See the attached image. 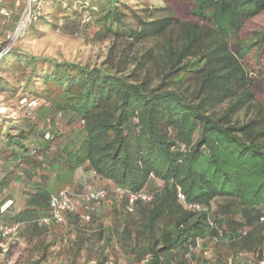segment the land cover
<instances>
[{
	"label": "trees",
	"instance_id": "16d2710c",
	"mask_svg": "<svg viewBox=\"0 0 264 264\" xmlns=\"http://www.w3.org/2000/svg\"><path fill=\"white\" fill-rule=\"evenodd\" d=\"M173 1L191 2L195 21L152 19L148 12L146 18L136 15L133 25L125 21L119 0L79 1L91 13L90 6L95 7L98 29L114 40H162L157 52L149 48L143 54L155 64V84L149 69L141 74V67H147L141 58L124 72L121 67L88 68L11 49L0 61L12 56L20 69L18 83L38 97L53 89L51 108L59 117L67 115L68 122L78 121L83 134L77 146L56 145L52 151L44 134L20 128L15 135V124L0 122V159L11 167L7 175L23 176L30 167L45 164L69 174L82 169L121 189L117 197L122 210L114 209V235L138 264H193L192 249L218 230L233 250L250 253L252 264H264V226L259 222L264 214V105L255 103L254 92L264 67V27L242 38L246 24L264 12V0ZM174 27L179 29L175 36ZM249 106L254 110L251 117L233 119ZM151 182L158 186L149 188ZM51 193L45 188L30 193L27 205L40 213L9 222L19 224L11 243L15 251H26L43 239L22 246V230L40 234L52 227L73 229L82 246L96 240L95 245L101 244L97 249L108 248L114 235L94 228L92 212L82 225L81 215L72 212L59 225L39 226L49 214ZM141 193L151 200H136L129 210L128 195ZM254 229L259 230L256 236ZM194 259V264H207Z\"/></svg>",
	"mask_w": 264,
	"mask_h": 264
},
{
	"label": "rangeland",
	"instance_id": "374dc122",
	"mask_svg": "<svg viewBox=\"0 0 264 264\" xmlns=\"http://www.w3.org/2000/svg\"><path fill=\"white\" fill-rule=\"evenodd\" d=\"M82 0H60L57 3L43 2L42 17L32 24L25 33L15 42L12 52L27 54L38 58L54 59L57 62L76 63L88 68H118L130 71L134 68L135 62L141 58L146 61L141 67V74L146 69L153 74L152 80L156 83V67L155 64H149L146 58H143L144 52L153 48L158 51V45L161 39L148 40L145 42L133 43L130 40L118 39L104 35L98 29L95 18L97 11L95 7L90 6L91 11L82 7L79 3ZM124 4L121 10L125 14L127 23L136 24L135 16L146 18L148 12H152V19L162 18L166 16H174L179 22H194L195 18L191 15V2L182 3L173 0H119ZM85 2V1H84ZM6 4L13 10L12 17L0 24V40L13 29L17 22L24 2L17 0H7ZM85 4V3H84ZM264 27V12L256 18L250 20L243 31L242 38H249L255 31ZM178 27H174L171 31L172 35H178ZM156 51V52H157ZM9 56L0 61V122H5L7 126L15 124V135L21 130H35L33 135H43L51 144V150L56 149V145L63 147L70 146L72 143L77 146L82 140V128L78 121H69V117L58 116L59 112L55 108H51L50 97L54 92L50 89L43 97L35 96L24 83H18L17 76L19 68L15 66V62ZM148 62V63H147ZM251 64V60L249 61ZM138 69V71H140ZM264 67L262 68V76L255 79L254 92L255 103L264 105ZM35 86L38 92L43 90L40 79H37ZM48 95L47 97H45ZM50 95V96H49ZM34 103L33 106L28 105ZM225 108V104L218 110ZM253 106L241 109L234 120L242 122L247 120L253 114ZM4 125V126H6ZM6 126V127H7ZM30 148H37L33 136H30ZM39 173L48 171L47 165L43 167L29 168ZM56 175H50L48 178L49 188L51 192H57L61 189H68L72 193L77 194L76 190L81 189L83 194L87 195L98 189L104 188L108 194L106 199L91 204L93 208V219L95 229L114 235L115 224L114 209L122 210L119 203V195L115 191L112 183L101 180L93 173L85 174L84 179L81 173L77 175L67 173L64 168L56 169ZM84 173H87L84 171ZM158 186V183H150L149 188ZM82 187V188H80ZM78 204H85L79 200ZM81 210L83 207H79ZM215 207L211 209L214 212ZM90 210V208H89ZM82 211V210H81ZM80 211V212H81ZM82 225L84 221L80 220ZM87 223V222H84ZM100 225V227H97ZM82 227V226H81ZM68 230V228H67ZM258 229L252 230V235L258 234ZM69 234H74L73 229L68 230ZM263 236L262 231L259 232ZM79 234V233H78ZM76 236V234H75ZM74 237H69L66 242H62L59 246L51 248V243H47L45 239L37 241L35 244L28 245L26 251H15V264H32L36 259H40V264H132L134 258L124 251L119 244L116 235L113 236L107 249H97L94 240L92 245L88 247L79 244ZM222 243L215 244L210 237H206L199 241V244L192 249L193 258L191 262H195L194 258L207 261V264H252V256L247 251L237 252L230 247V244L222 238ZM20 250V249H18ZM134 264H138L134 262Z\"/></svg>",
	"mask_w": 264,
	"mask_h": 264
},
{
	"label": "built area",
	"instance_id": "2783aa9c",
	"mask_svg": "<svg viewBox=\"0 0 264 264\" xmlns=\"http://www.w3.org/2000/svg\"><path fill=\"white\" fill-rule=\"evenodd\" d=\"M7 0H0V24L9 20L12 17L13 10L6 4ZM24 2L22 11L17 22L14 24L11 32L5 35L3 40H0V60L9 53V51L14 46L15 42L25 33V31L35 22H37L42 16V4L43 2L56 3L58 0H17V2ZM34 103L29 104L28 106H33ZM115 191L118 194L123 193L119 188L115 187ZM107 190L104 188L98 189L89 194H74L68 189H61L57 192H52L49 200V214L47 217L41 218L38 221V225L41 227L49 228L51 226L59 225L63 222L64 216L67 213L78 212L81 215L82 221L88 222L90 219V213L93 208L91 204L98 203L107 197ZM151 195L146 194H129L128 195V204L129 210L133 203L136 200L149 201L151 200ZM177 197L180 202L184 203L185 198L182 193L178 192ZM79 200L85 202V204H78ZM12 204L11 201H6L0 206V213H5L7 209ZM83 207L79 210V207ZM90 208V210H89ZM189 208H196L199 210V207L194 205H189ZM81 211V212H80ZM259 222L264 226V214L259 217ZM208 224L212 227L214 226L212 221H209ZM19 224L18 223H0V238L5 240H12L15 235L18 233ZM223 238V234L220 230L216 236L212 237L211 240L214 243H217Z\"/></svg>",
	"mask_w": 264,
	"mask_h": 264
},
{
	"label": "crops",
	"instance_id": "0c3cea01",
	"mask_svg": "<svg viewBox=\"0 0 264 264\" xmlns=\"http://www.w3.org/2000/svg\"><path fill=\"white\" fill-rule=\"evenodd\" d=\"M13 152H15V150ZM8 154L10 153L8 152ZM7 168H11L8 167L7 161L0 159V184L4 183V185L0 187V206L6 201L12 202L5 213H0V223H9L23 217L28 219L34 214L40 213L36 206L27 205V201L30 199L29 194L34 193L36 189L40 188H45L48 192H51L49 188L50 179L48 176L56 175L54 171H56L57 168L53 167L49 172L46 170L41 173L29 169L28 173L23 176H15V173L7 175ZM77 173H81L83 179L88 177L85 176V174L89 173L90 175V172L84 173L82 169L75 171L74 175H77ZM74 236L71 233L69 234L68 230L62 227H52L45 233L40 234L38 232H33L30 229H24L21 232L19 240L20 244L25 246L43 238L47 243H51V248H53L59 246L62 242H66L67 238ZM13 241L15 240H5L0 238V264H15V246H11ZM10 246L11 253L6 257L5 251Z\"/></svg>",
	"mask_w": 264,
	"mask_h": 264
}]
</instances>
